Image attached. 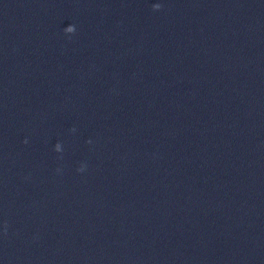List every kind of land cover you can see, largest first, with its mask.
<instances>
[{"label": "water", "instance_id": "95a60500", "mask_svg": "<svg viewBox=\"0 0 264 264\" xmlns=\"http://www.w3.org/2000/svg\"><path fill=\"white\" fill-rule=\"evenodd\" d=\"M0 264H264V0H0Z\"/></svg>", "mask_w": 264, "mask_h": 264}]
</instances>
